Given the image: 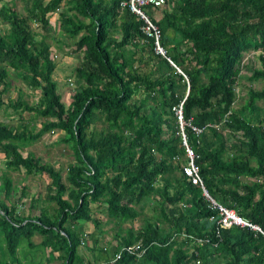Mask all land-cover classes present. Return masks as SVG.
<instances>
[{
	"label": "trees",
	"instance_id": "trees-1",
	"mask_svg": "<svg viewBox=\"0 0 264 264\" xmlns=\"http://www.w3.org/2000/svg\"><path fill=\"white\" fill-rule=\"evenodd\" d=\"M122 1L0 5V109H11L18 120L10 124L8 113L0 120V154L7 170L50 180L42 205L33 198L25 214L26 188L2 174L0 248L15 264L22 247L36 257L37 248L48 250L47 264H264V234L217 226L218 210L183 174L185 149L175 116L184 100V119L207 126L199 135L185 127V134L209 196L264 233V116L257 106L264 102V87H250L242 109L233 108L247 54L258 53L261 67L246 79L264 82V0H166L161 18L149 16L160 29L166 57L181 73L155 54L153 40L142 34L141 21L120 6ZM53 14L69 40L66 48L80 56L67 107L52 77L55 63L45 35ZM11 79L40 92L38 102L29 104L21 90L5 100ZM55 132L62 133L59 141L74 158L65 179L61 168L21 153ZM248 178L252 181H244ZM95 205L105 223L96 217ZM106 224L115 232L103 244ZM196 239L209 242L197 245ZM137 243L144 249L141 257L126 250ZM84 246L86 263L78 253Z\"/></svg>",
	"mask_w": 264,
	"mask_h": 264
},
{
	"label": "rangeland",
	"instance_id": "rangeland-1",
	"mask_svg": "<svg viewBox=\"0 0 264 264\" xmlns=\"http://www.w3.org/2000/svg\"><path fill=\"white\" fill-rule=\"evenodd\" d=\"M8 0H4L5 2L10 5ZM16 8L22 12L23 9V3L22 2H15ZM163 8L156 9V10H150L148 11V14L151 16H155L156 18H161ZM58 14H53L50 17V27L45 32V35L47 36V41L51 44L53 56L56 57L53 58V61L55 63V71L52 75L53 80L57 84V92L61 95L62 103L67 107L71 102V97L76 91V83L75 79L73 78L72 74L74 69L78 66L80 62V56H76L74 54H70V51L66 48V44L69 43V40H67L65 37H63V33L60 31L59 28V21H58ZM33 30L36 33L44 34L41 32V30L38 29L36 25H32ZM243 68L241 69V79L239 81L238 87H237V93H238V99L234 105L235 111H240L242 109V106L244 104L245 99L247 98L248 89L251 87L256 90H261L264 87L263 81H256V82H249L246 77H249L252 73L253 69L260 68V62L258 61V53H249L244 57L243 60ZM252 83V84H251ZM11 86L9 88L8 93L5 96L6 97H12L16 98L18 95L19 90L22 91L23 98L29 103V104H35L38 102L40 97V92L36 91L32 93L30 90H28L20 80L11 79ZM257 106L260 108V113L258 114L261 116V118L264 116V102H257ZM8 113L9 117V123L15 124L17 118L12 114L11 109L6 110L4 107L0 109V120H4L6 117V114ZM247 115L249 113L245 111ZM11 114V115H10ZM256 114L254 113L253 116ZM23 118L26 121H30V116L27 113L23 114ZM40 121H38L35 126L36 130L40 128ZM102 127L101 123H98L96 125L97 129H100ZM223 134L225 137H229V131L224 130ZM61 132H55V133H47L45 134L41 139H39L36 143H33L31 145H28L27 147L23 148L21 150L22 155L25 157L28 153H33L37 157L41 158L42 162L52 165L55 169L61 168L62 170V176L65 179L68 175V166L71 163H74V158L72 155V150L69 148L68 145L61 143L59 141V138L61 137ZM228 143L232 141L230 137L228 138ZM4 156L0 154V177H2V174L5 173L6 176H8L12 184L14 186L18 187H25L26 188V194L22 199L23 203V211H25V214H28L30 212L29 205L30 201L33 198H40L41 203L39 206L42 205V200L45 199L46 195V187L48 185V182L50 181L47 177L44 176H27L24 171H11L7 170V168L4 165L3 162ZM246 182H251L252 179H244ZM17 196L20 194L16 193ZM97 209V215L96 217L99 218L103 223L107 221V217L102 214L100 207L97 205L93 206V210L95 211ZM33 213H36L33 211ZM140 220H136L133 222V226L135 228L139 227ZM104 230H107L108 233L104 235V239L102 240L103 244H106L107 242H110L113 238L114 229L112 224H106L102 227ZM93 231L91 224H86L85 226V232L91 233ZM35 241H38V239H34ZM91 245V241L86 240V247ZM86 247H80L78 249L79 255L83 256L84 258L89 256V252L86 250ZM37 251H40L39 256L36 259L34 250H28V254L32 255L31 262H43L45 260V255L48 253V250L46 252L45 249H36ZM0 264H15L14 258L8 254L5 253V251H2V248H0Z\"/></svg>",
	"mask_w": 264,
	"mask_h": 264
},
{
	"label": "built area",
	"instance_id": "built-area-1",
	"mask_svg": "<svg viewBox=\"0 0 264 264\" xmlns=\"http://www.w3.org/2000/svg\"><path fill=\"white\" fill-rule=\"evenodd\" d=\"M165 3L166 0H124L120 3V6L122 8H127L132 14H134L138 18V20L141 21L140 31L144 36L153 40L155 54L167 58L164 49L160 45V36H161L160 29L153 23V21L151 20L148 14L149 9L151 10L161 9L164 7ZM55 57L56 56L54 55L53 58ZM167 60L170 64H172L175 67V65L168 58ZM176 69L179 73H181V71L178 68ZM183 103L184 100L180 102L178 108L175 110V116L179 127L177 131V135L181 138V144L185 149L186 163L183 165V169H182L183 174L193 185L199 186L201 188L203 195L211 203L212 209L218 210L219 219L217 221V226H219L220 228H229L232 226L247 227L255 232L264 234L258 226L253 225L244 218L239 217L235 213V211L229 210L217 204L205 190L203 186L202 178L199 174V168L196 164L197 156L192 152V150L187 144L185 127L190 128L195 135H199L206 130L207 126L199 128L194 126L191 120L186 121L182 113ZM208 242H209L208 239L206 240L196 239L197 245ZM126 250L129 254L137 257H140L144 253V249L142 250L140 244L129 245L126 248ZM138 251L141 252L137 254ZM119 257L120 254H117L116 259H118ZM113 262L114 260L112 261V263ZM194 264H199V261L196 260Z\"/></svg>",
	"mask_w": 264,
	"mask_h": 264
},
{
	"label": "crops",
	"instance_id": "crops-1",
	"mask_svg": "<svg viewBox=\"0 0 264 264\" xmlns=\"http://www.w3.org/2000/svg\"><path fill=\"white\" fill-rule=\"evenodd\" d=\"M34 238H36V236ZM24 248L25 247H22L19 250L18 259L20 261V264H37V263H39V262L32 263L31 262V259H32L31 254H28L27 253L28 249L27 248L24 249ZM83 259H84L85 263L88 261V258H83ZM36 260H37V257H36L35 261ZM40 264H47V263L43 261V262H40ZM50 264H62V262L55 260L53 262H50Z\"/></svg>",
	"mask_w": 264,
	"mask_h": 264
},
{
	"label": "clouds",
	"instance_id": "clouds-1",
	"mask_svg": "<svg viewBox=\"0 0 264 264\" xmlns=\"http://www.w3.org/2000/svg\"><path fill=\"white\" fill-rule=\"evenodd\" d=\"M171 65H172V64H171ZM172 66H173V65H172ZM173 67H174V66H173ZM175 67H176V66H175ZM175 67H174V68H175ZM176 68H177V67H176ZM176 68H175V69H176ZM176 70H177V69H176ZM182 101H183V100H182ZM137 244H139V243H137ZM141 256H142V255H141ZM141 256H140V257H141Z\"/></svg>",
	"mask_w": 264,
	"mask_h": 264
}]
</instances>
